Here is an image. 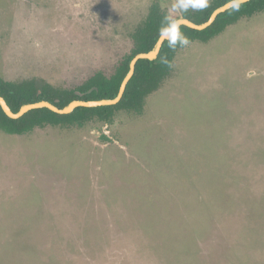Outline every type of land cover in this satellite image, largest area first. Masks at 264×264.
Segmentation results:
<instances>
[{
    "label": "rangeland",
    "instance_id": "rangeland-1",
    "mask_svg": "<svg viewBox=\"0 0 264 264\" xmlns=\"http://www.w3.org/2000/svg\"><path fill=\"white\" fill-rule=\"evenodd\" d=\"M153 2L0 0V77L111 72ZM0 264H264V13L182 50L141 116L0 131Z\"/></svg>",
    "mask_w": 264,
    "mask_h": 264
},
{
    "label": "trees",
    "instance_id": "trees-1",
    "mask_svg": "<svg viewBox=\"0 0 264 264\" xmlns=\"http://www.w3.org/2000/svg\"><path fill=\"white\" fill-rule=\"evenodd\" d=\"M230 1L233 0H208L181 15H174L163 7L159 0H154L146 18L131 33L133 45L130 52L117 60L111 72L97 71L80 84L71 87L56 86L39 78L8 81L0 77V95L15 113L24 105L42 101L63 109L74 101L115 99L130 70L131 61L139 54L152 51L159 38L168 33L178 19L187 18L196 24H204L216 9ZM262 13L264 0H253L220 15L215 23L204 31L182 26L173 40L164 43L157 60L146 59L138 62L127 91L115 106L78 108L69 115H59L45 108L30 111L16 120L7 117L0 106V131L6 135L24 137L48 127L70 129L82 128L93 122L113 124L118 114L123 112L141 116L145 112L149 97L158 92L172 77L176 58L182 50L196 42L208 44L242 20L252 19Z\"/></svg>",
    "mask_w": 264,
    "mask_h": 264
},
{
    "label": "water",
    "instance_id": "water-1",
    "mask_svg": "<svg viewBox=\"0 0 264 264\" xmlns=\"http://www.w3.org/2000/svg\"><path fill=\"white\" fill-rule=\"evenodd\" d=\"M251 1H253V0H233V1H230L227 4H225L224 6L216 9L212 13L213 15L210 16L209 20L206 23L200 24V25L190 21L187 18L178 19L173 24L171 30L166 34H163L159 38V40L157 41V43H156V45L152 51H150L148 53L146 52V53L139 54L131 61L130 70H129L127 76L125 77V79L123 80L119 94L115 99H107L106 98V99H103L100 101H74L63 109L56 107L55 105H53L50 102L42 101L39 103L24 105L18 113H15L11 110V108L9 107L6 100L0 95V106H1L2 110L4 111V113L6 114V116L11 118V119H14V120L20 119L21 117H23L25 114L29 113L30 111L45 109V108L49 109L52 112L57 113L59 115H69V114L73 113L78 108H98V107H105L106 105L107 106H115V105L120 103V101L122 100V98L125 94V91H127L126 90L127 86L135 74L136 66H137L138 62L141 60H146V59L149 61L157 60L164 43L166 41L173 40L174 37L178 34V32L182 26H185V27H188L190 29L197 30V31H204L207 28H209L210 26H212L220 15H223L224 13H226L227 11L232 9L233 7H236L239 5H244V4H247Z\"/></svg>",
    "mask_w": 264,
    "mask_h": 264
}]
</instances>
